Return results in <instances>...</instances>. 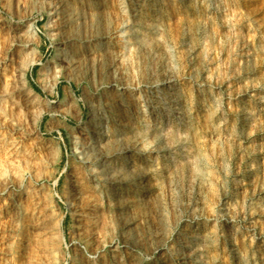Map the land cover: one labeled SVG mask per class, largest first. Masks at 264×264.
Wrapping results in <instances>:
<instances>
[{
  "label": "rangeland",
  "instance_id": "obj_1",
  "mask_svg": "<svg viewBox=\"0 0 264 264\" xmlns=\"http://www.w3.org/2000/svg\"><path fill=\"white\" fill-rule=\"evenodd\" d=\"M1 98L0 264H264V0H0Z\"/></svg>",
  "mask_w": 264,
  "mask_h": 264
},
{
  "label": "bare ground",
  "instance_id": "obj_2",
  "mask_svg": "<svg viewBox=\"0 0 264 264\" xmlns=\"http://www.w3.org/2000/svg\"><path fill=\"white\" fill-rule=\"evenodd\" d=\"M137 3H132L131 4V9H135L136 8V5ZM51 9L54 10V13L50 14V15H57V12H58V9L55 5H51ZM35 23H30L27 25V29L25 30V34L28 38H34L35 37ZM126 35V34H125ZM127 36H130V34H127ZM28 47V45H27ZM64 62L67 63L68 66H72V61L68 60V57L66 56L63 60ZM52 67V66H51ZM50 68V67H49ZM48 68V69H49ZM63 68H64V65H63ZM62 66H61V69H63ZM69 68V67H68ZM54 69V68H52ZM60 69V71H61ZM58 71V72H60ZM56 72V71H55ZM53 80V78L51 79ZM52 82V81H51ZM53 85V84H52ZM50 86V85H48ZM51 87V86H50ZM53 87V86H52ZM51 87V88H52ZM154 98H157V95L153 96ZM154 98H151L150 100H148V103L150 102H153ZM156 100V99H155ZM1 102L3 101L4 102V99L1 98L0 100ZM151 105V104H149ZM142 107H145L146 104H141ZM150 108H152L150 106ZM137 109L134 108L133 111H135V113L137 112L136 111ZM142 110V109H141ZM139 111H140V108H139ZM137 114V113H136ZM100 118L98 117L97 120H95V122H93L88 128H87V133L90 134L91 136V146H96V145H100L104 140H107V133L105 131H103V127H102V124L99 122Z\"/></svg>",
  "mask_w": 264,
  "mask_h": 264
},
{
  "label": "trees",
  "instance_id": "obj_3",
  "mask_svg": "<svg viewBox=\"0 0 264 264\" xmlns=\"http://www.w3.org/2000/svg\"><path fill=\"white\" fill-rule=\"evenodd\" d=\"M38 92H40V91L38 90Z\"/></svg>",
  "mask_w": 264,
  "mask_h": 264
}]
</instances>
